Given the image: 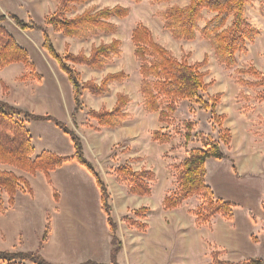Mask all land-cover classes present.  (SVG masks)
<instances>
[{"label": "rangeland", "instance_id": "1", "mask_svg": "<svg viewBox=\"0 0 264 264\" xmlns=\"http://www.w3.org/2000/svg\"><path fill=\"white\" fill-rule=\"evenodd\" d=\"M189 1L190 0H172L169 2L155 3L152 0H138V2L132 0H87L81 4H68L67 11H63L59 0H0V8L2 9L0 10V15L6 17L2 26L15 38L17 43L20 44L23 40H27L29 43L41 41L43 33L41 30H20L8 17L10 14L15 15L23 22L32 21L38 26H41L51 40L48 30L58 37H67L63 33L57 31L52 24L46 23V20H50L58 14L57 12L59 9L62 15H58V18L62 20L72 19L88 10L99 11L103 8H114L116 6L128 10L127 17L122 19L113 17L109 20V22L116 26V30L113 33L105 34L104 36L102 35L103 33L98 32L95 34L96 36H91H94V38L89 37L91 40H88L89 38L81 39L69 37L85 42H76L78 47L81 46V51L79 49L77 53H71L68 45H66L63 53H59L55 49L52 40L51 43L55 51L63 57L66 54L77 55L80 52L88 56L85 51L88 52L89 48H91V53L92 47H98L101 44H110L113 40L120 42V54L116 57V61H114L109 70L111 72H116L114 74L123 72L128 77L120 82L109 83L107 87L108 91L100 96L93 95L85 90L82 91L80 98L81 107L79 110L85 106V110H87L88 114L91 110L99 111L102 108L106 109V107H102L99 110H93L90 107L99 103L93 100L94 98L104 96L106 100L110 99L109 97H111V95H107L110 93V88L111 93L120 92L129 97V103L125 107V112L130 116L132 120L131 123L133 122L135 125L134 128L131 127L133 139L123 143L119 142L120 144L118 143L114 146L112 156H115V159L112 160L113 164H111L110 161L108 162L109 165H111L109 169L111 171L110 173L105 170L103 164L101 165V161L98 165V169L101 176L106 174L110 176L111 173L114 174L115 170L113 169L120 166L129 165L134 171L147 170L149 168V171H152L156 176L155 191L152 196L153 202H157L162 194H169L176 189V171L173 166L182 162L188 151L201 147L200 136L209 135L217 140L218 129L212 121L210 112L208 110H203L201 105L194 101L180 100L177 104V111L168 124L159 122L158 113L148 114L144 111L142 105L143 99L139 92L141 81L139 63L134 56V44L131 40L132 31L138 24H142L150 32L153 40L169 50L178 60L184 58L190 64H194L201 63L205 59L206 65L201 68V72L205 73L204 82L209 85V87L205 92H200L198 98L207 102L211 96L216 94L221 96L220 102L216 106V113L225 116L223 125L230 130L232 137L229 147L220 143V148L225 159L224 157L221 160L210 158L205 164V180L207 185H209L214 192L215 197L235 204L232 227L227 229L232 232L230 235L226 233L222 235L220 243L225 248H232V250L227 249V253L224 254V256H229L235 261L232 263H239L249 258H259L264 261V210L262 208V203L264 201V101H259L257 99L258 94L263 91V88L247 87L239 82V80L252 83L258 81L255 77L239 73V71L249 69L250 67L264 74V0H251L246 6L245 17L247 22L258 30L259 35L253 42L246 43V51L244 53L236 54V64L231 68H227L216 58L210 43L203 39L198 32L193 41H184L174 39L171 33L164 28V23L160 14L164 13L172 6L183 8L188 5ZM214 15V13L208 12L207 10L202 11L203 19L198 22V27L202 29L206 22L214 17ZM231 20L232 18H229L225 27L230 25ZM99 34H101V36H97ZM56 36H54L55 43L59 46L61 45V40ZM30 49L32 61L36 63V66L33 64L35 69L34 72L35 75L39 76V79L33 78L23 80L19 78V80L26 81L24 82L25 84L28 80L35 83L37 82L35 87L36 90L32 93L28 102L26 92L30 90V87H25L24 90L22 87V90H20L19 87L21 85L19 81H17V84L11 85V96L9 101L17 107H27L29 109L28 111L33 114L62 116L64 107L70 101L73 103L74 97H72V93L69 97L62 86L59 88L57 87L53 79L56 77L55 73L50 71L47 67H44L42 61L39 60L38 53L33 48ZM67 65L80 75L81 83L94 81L99 85L107 75H110L107 74L102 77L101 74H96L95 77H92L87 71L79 67L80 65H74L69 62H67ZM14 68H17L16 65H12L8 71H0L1 79H8V73H11ZM60 73L66 76L62 71H60ZM42 74L43 76L41 77ZM30 84L34 86L32 82ZM4 87V83L1 82L0 89ZM4 92H6V88L3 89L2 94L0 92V96L2 95L1 97H3ZM6 99H8V97H6ZM0 100L2 99L0 98ZM28 103L29 106H25ZM78 112L79 111H73V114H71V119L73 121ZM186 122H191L194 126L191 131L192 138L188 143H185L184 139V124ZM29 124L31 132L36 140L35 145L37 149H39L38 147H41V145L52 147L54 144V147L56 146V148L59 149V155L70 157L73 154V146L69 139L54 125L41 122H30ZM128 124L129 123L126 125ZM89 128L93 131L96 129L94 127ZM154 131H160L163 134L171 136L170 143L166 144L168 147H161L160 144L156 142L155 143L158 145L146 146V139H152V133ZM56 132H60L61 138L65 140L66 144H57L54 138V133ZM100 139L104 141L106 137L100 136ZM91 143H93V141ZM86 147L88 157L95 155L98 158L96 152L91 150V145H87ZM99 159L100 158H98V160ZM0 170L12 171L17 175L25 177L22 175L23 173L6 166H0ZM81 170L85 172V175H83V173L81 174ZM42 175L39 174L38 177L31 176L30 185L32 189L34 188L33 190L37 192V194L31 198H33L37 215L40 219L42 216L43 221L45 218V213L42 212L43 210L51 214L55 211L53 191H56L58 196L61 195L64 202H70V191L77 200L81 199L82 188L89 187L87 180H90L95 190L97 188L93 177L76 162H72L70 165L68 164L54 176L53 187L47 183ZM107 179L106 176L104 180L108 183ZM109 187H111V182H109ZM48 192H51L50 197L48 196ZM24 196L26 200L31 201L30 195L27 196L26 194ZM196 200L201 202L200 198H196ZM148 206L152 209L151 202L148 203ZM199 206L200 205H198L197 208H199ZM197 208L194 210H197ZM18 211L23 213L21 218L18 214L13 216V212L10 213L8 219L6 217L8 222L12 223V226L11 228L8 227L6 232L1 233L6 237L0 238V247L7 245V247L11 246L10 249L12 250H19L21 238H24V236L27 235L26 233H30L27 232V230H33V232L37 231L35 227L37 226L36 223L34 226L35 218L30 215V211L29 214H26L28 211L27 208H21L18 209ZM86 219L90 221L88 217H86ZM71 224L74 225L73 222H71ZM210 225L211 221L208 226ZM172 232L173 244L179 246L178 235L184 234L180 232V229H178V233L176 229H173ZM187 247L189 252L186 253L185 257H175L178 261H182L181 264H210L209 260L211 259V253L214 252L212 242L189 244ZM175 254L176 253H174V255ZM47 261L52 264H61L56 263L54 260ZM81 263L83 262L77 264Z\"/></svg>", "mask_w": 264, "mask_h": 264}, {"label": "trees", "instance_id": "2", "mask_svg": "<svg viewBox=\"0 0 264 264\" xmlns=\"http://www.w3.org/2000/svg\"><path fill=\"white\" fill-rule=\"evenodd\" d=\"M85 1L87 0H59V3L61 9L67 11L68 4H81ZM132 1L138 2V0ZM152 1L163 3L172 0ZM250 2L251 0H190L188 5L183 8L178 6L168 8L160 14V17L164 23V28L171 33L174 39L193 41L198 32L203 39L210 43L216 58L227 68H231L236 64V54L244 53L246 43L253 42L259 35L258 30L253 28L245 17L246 6ZM204 10L215 15L200 29L197 24L203 19L202 11ZM57 13L52 19L46 20V23L52 24L57 31L67 37L88 39L98 32L103 34L115 32L116 26L109 20L113 17L118 19L127 17L128 10L120 6L103 8L99 11L88 10L68 20L58 18V15H62L60 9ZM8 17L20 30L42 31V49L57 62L60 70L68 77L74 97L75 112L79 111L81 107L82 91L85 90L93 95L100 96L108 91L109 83L120 82L128 77L125 73L119 72L107 75L99 85L94 81L81 83L80 75L67 65V62H69L101 71L113 58L119 56V41L113 40L110 44L92 47L88 56L80 52L77 55L66 54L62 57L55 51L49 36L41 26L32 21L23 22L12 14ZM5 18L4 15H0V70L9 65L21 63L28 70L21 79H39V76L35 75V69L29 60L27 51L2 26ZM229 18H232L231 23L225 27ZM131 40L134 44V56L139 63V75L141 77L139 92L143 99L144 111L148 114L158 113L159 122L168 124L177 111V104L180 100L194 101L201 105L203 110L210 112L212 121L218 129L217 140L209 135L200 136L201 147L188 151L186 158L178 165L173 166L176 171V189L163 198V209H177L186 200L198 196L201 198V204L197 210L190 213L195 218L198 227L208 225L216 215L231 220L235 204L216 198L205 180L206 161L210 158L221 160L224 155L220 143L229 147L232 139L230 130L223 125L225 116L216 113V106L219 104L221 96L219 94L211 96L207 102L198 98L199 93L205 92L209 87L204 82L205 73L201 72V68L206 65V60L194 64H190L184 58L178 60L169 50L156 43L150 32L142 24H138L132 31ZM239 73L247 74L258 80L254 83L244 80H239V82L247 87L263 88L257 99L264 101V74L253 67L241 70ZM128 103L129 97L119 93L116 95V103L112 110L102 108L99 111H89L88 117L95 120L98 125L95 131L100 128L115 129L121 127L130 117L125 112ZM29 121L52 123L69 138L73 146V154L66 157L44 150L36 155L32 137L26 124ZM193 127L191 122L184 124L185 143L191 140ZM152 140L164 145L170 143L171 136L160 131H154ZM69 162H76L94 179L100 194L101 209L106 216L107 225L112 234L110 263L107 264H118L117 255L122 248V242L116 235L117 226L111 216L109 192L94 165L84 156L81 139L66 124L53 116L33 114L0 100V166H6L30 176L41 173L51 186L50 173ZM114 174L118 181L127 184L129 193L141 197L151 194V186L156 181V176L152 171L144 169L134 171L129 165L116 168ZM18 192L33 196V189L25 177L12 171L0 170V214H3L8 207L14 205L15 196ZM4 198H6L7 206ZM53 198L55 202L58 201L56 191H53ZM262 208L264 210V201ZM147 212L148 209L145 207L130 211V215L124 217L122 221L131 228L145 232L147 225L142 220L145 219ZM51 233V215L45 212V224L43 233L39 238L38 249L26 252L0 250V264H52L43 258L39 252V249L49 241ZM81 264L105 263L86 261ZM210 264H264V261L259 258H249L239 263H232L220 260L219 254L212 252Z\"/></svg>", "mask_w": 264, "mask_h": 264}, {"label": "crops", "instance_id": "3", "mask_svg": "<svg viewBox=\"0 0 264 264\" xmlns=\"http://www.w3.org/2000/svg\"><path fill=\"white\" fill-rule=\"evenodd\" d=\"M0 10L2 9L0 8ZM48 33L51 37L55 49L59 53H63L65 51L66 45L69 46V50L71 53H77L81 48V46L78 47L76 42L85 43L76 38L63 37L60 35H59L60 37H58L54 33H51L49 30ZM102 35L105 36V34ZM54 36L60 38L61 45L59 46L56 45ZM97 36H101V34ZM91 38H94V36ZM91 38H89L88 40H91ZM31 43H29L27 40L25 41L23 40L22 43L20 44L18 43V44L28 52L29 60L34 65L36 63L32 61L30 48H33L38 53L39 60L42 61L44 67H47L50 71H53L55 73L56 77H54L53 79L55 80L57 87L59 88L62 86L64 90L67 92L68 96L70 97L72 93V88L69 84L68 78L67 76H63L60 73L61 70L59 69L57 63L54 60H52L47 55V53L42 49L43 38L41 39V41L31 42ZM90 49L91 48H89L88 52L85 51L87 55H89ZM116 59L117 58H113L112 61L101 71L92 70L86 66H79V67H81L84 71H87L89 75L92 77H95L96 74H101L102 77H104L107 74L116 73V72H111L109 70V68L114 63V61H116ZM12 65H16L17 68H14V70L11 71V73H8L9 80L5 78L1 79L0 77V86H1V82H3L6 88V92H4L3 97H1L2 96L1 95L0 98L6 103L14 107H17L15 106V104L9 101L11 96L10 95L11 85L15 83L17 84L18 83L17 81H19V84L21 85L19 87L20 90H22V87L23 90L25 87H30V90L26 92V97L28 98L27 101L29 102L32 93L35 92L36 90L35 87L37 85V82L35 83L31 80H28L27 83L25 84L24 82L26 81L19 80V78H21L27 72V69L21 63L12 64ZM12 65L7 66L6 68L0 71H8V69H10ZM42 76L43 74L41 75V77ZM31 82L34 84V86H31L32 85L30 84ZM0 92L2 94L3 89H0ZM117 93H111V88H110V93L107 94L108 96L111 95V97H109L110 99L106 100L104 96L99 98H94L93 100H96L99 103L93 107L91 106L90 108H92L93 110H99L102 107H106V109L108 110L113 109V107L115 106ZM6 97H8V99H6ZM27 105L29 106V103L26 104L25 106ZM17 108L25 111L29 110L27 107L23 108L18 106ZM85 108L86 107L84 106L83 108H81V110H79L73 121L71 119V114H73V111L75 109V103L73 99V103L72 101H70L64 107L62 116L53 115V117L65 123L69 129H72L78 135L83 145L84 156L91 163H93L99 175L100 172L98 169V165L100 161H101V165L103 164L105 166V170L109 171L110 173L111 171L109 169L111 165H109L108 162L110 161L111 164H113L112 160L115 159V156L114 157L112 156L114 146L117 145L119 142L123 143L127 140H132L133 133L131 127L134 128L135 125L133 122L131 123L132 120L129 117V119L121 127L115 129L100 128V130L97 133V131L95 132L89 128V127L97 128L98 125L96 121L91 120L88 117L87 110H85ZM30 122H36V121H29L26 123L32 137V142L34 145V153L37 155L41 151L46 150L59 155L58 154L59 149H57L56 146L54 147V144L52 145V147L48 145H41V147L40 146L38 147L39 149L36 148L35 145L36 140L31 132L30 124H29ZM41 123L52 124L50 122H41ZM127 123L129 124L126 125ZM100 136L103 137L105 136L106 139L102 141L100 139ZM61 137L62 136L60 132L54 133V138L55 141H57V144L59 145L60 143L66 144L65 140ZM151 140H152L151 138L146 139L147 142L146 146L158 145ZM92 141L93 143H91ZM87 145L88 146L91 145L92 147L91 150L96 152L98 158H100L99 160L95 155H92V157L89 156L90 158L88 157L87 147H86ZM160 146L168 147V145L166 144L164 145L160 144ZM70 163L72 162L64 164L61 168L50 173L52 187L54 186V176L57 175L59 171H61V169L66 167L68 164L70 165ZM147 170H149V168ZM82 173L83 175H85V172L81 170V174ZM39 174L41 173H37L35 176L38 177ZM22 175H24L29 181V183H31L30 175L24 173ZM106 176L108 178L107 179L108 183L106 182V180H104ZM100 177L108 189L110 196L109 204L111 206V216L117 226L116 235L122 242V248L119 254L117 255L118 264H181L182 261H178L177 259H175V257L177 258L185 257L186 253L189 252L187 247L189 244L191 245L203 244V243H208V241L212 242L214 246L213 251L219 254L220 260L235 262L229 256H224V254L227 253V249L232 250V248H225L220 243L222 239V235H224L225 233L227 235L231 234L232 231L231 230L229 231L227 229L232 227L233 218L231 220H226L221 216L216 215L212 218L210 226L203 225L198 227L195 223V218L190 214V212H192L195 208H197L198 205L201 204L199 200H196V198L199 199L200 197L193 196L192 198L186 200L182 204V206L177 209L164 210L162 207V201L163 198L168 193L162 194L157 202H153L152 200V196L154 195V191H155L154 188L156 181L151 186V194L149 196L141 197L129 193L127 184L122 181H118L115 177V174L113 173H111L110 176L106 174L104 176L100 175ZM87 181L89 187L84 189L82 188L80 200H77L74 197L73 193L70 191V196H69L70 202H64L62 200L61 195L58 196V201L54 202L55 211L52 214L50 213L51 223H52L51 237L49 241L39 249L40 254L43 257H45V259L51 261L54 260L56 263H61V264H77L86 261H94L97 263H105V264L110 263V255L112 249V245H111L112 234L107 225L106 216L101 209L99 190L97 188L95 190L94 185L90 182V180ZM109 182H111V187H109ZM33 192H34L33 196H30L31 201L26 200V198H24L25 197L24 195L26 194L22 192H18L17 195L15 196L14 205L12 207H8L3 214H0V238L1 237L5 238L6 236L1 233L6 232V229L8 227L11 228L12 226V223L8 222L7 220L8 216H10V213L13 212L14 213L13 216L18 214L20 215L21 218L23 216V213L18 211V209L27 208L28 211L26 214H29L30 211V215L33 218H35L34 226L36 223L37 226L35 227L37 228L36 229L37 231L33 232V230H27V232L30 233H26L27 235L24 236V238H21L19 242L20 249L16 251H25V252L35 251L39 247V238L43 233L45 218L43 221L42 216L40 219V217L37 215L33 203V198H31L34 197L37 194V192L35 190H33ZM50 194L51 192H48L49 197ZM27 196L29 195L27 194ZM4 201H5V205L7 206L6 198H4ZM23 201H28V202H23ZM149 202L152 203V209L149 208L148 206ZM142 207L148 209V212L145 214V219L142 220V222L147 225V229L145 232H140L134 228H131L122 221L124 217L130 215V211L138 210L139 208ZM44 211L45 210H43L42 212L45 213L46 211L45 212ZM86 217H88L90 221H88ZM71 222H73L74 225H72ZM173 229H176L177 233H178V229H180V232L184 234V235H178L179 246L173 244L174 243L173 232H172ZM10 248L11 246L7 247V245H3L0 247V250L15 251ZM174 253L176 254L174 255ZM173 255L174 257L172 258ZM210 260L209 262H211Z\"/></svg>", "mask_w": 264, "mask_h": 264}]
</instances>
